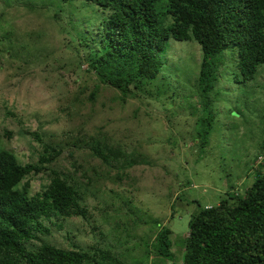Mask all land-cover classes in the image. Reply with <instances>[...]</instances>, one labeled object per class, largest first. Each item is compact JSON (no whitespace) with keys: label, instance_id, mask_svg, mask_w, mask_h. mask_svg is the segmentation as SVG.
<instances>
[{"label":"rangeland","instance_id":"rangeland-1","mask_svg":"<svg viewBox=\"0 0 264 264\" xmlns=\"http://www.w3.org/2000/svg\"><path fill=\"white\" fill-rule=\"evenodd\" d=\"M101 14L78 0H0V150L21 164L57 152L20 187L40 193L55 172L82 196L88 218L43 221L50 229L43 242L101 247L126 264H171L151 247L168 226L173 260L181 264L198 208L217 205L229 191L243 196L255 172H264V66L254 80L236 84V55L225 54L210 94L215 121L201 147L200 46L169 40L157 78L123 96L90 68L95 49L78 44V32L96 38ZM173 22L169 16L164 26ZM92 138L143 163L107 167L91 154Z\"/></svg>","mask_w":264,"mask_h":264},{"label":"trees","instance_id":"trees-1","mask_svg":"<svg viewBox=\"0 0 264 264\" xmlns=\"http://www.w3.org/2000/svg\"><path fill=\"white\" fill-rule=\"evenodd\" d=\"M78 1L103 12L96 38L78 32L79 47L84 43L88 52L95 49L87 59L90 68L103 86L123 96H136L157 78L169 40L192 39L200 46L201 147L215 121L210 94L225 54L236 55V84L254 80L264 66V0ZM169 16L174 22L164 26ZM88 99L94 102L95 94ZM90 144L91 154L107 167L114 168L119 162L123 167L143 163L123 159L119 149L109 148L101 139L92 138ZM57 156V152L44 150L37 164H21L13 152L0 150V264H126L101 247L91 252L42 241L41 237L50 235L43 221L88 218L79 190L55 172L40 193L29 195L20 187L25 176L42 171ZM254 175L243 196L229 191L217 205L199 207L190 217L181 264H264V172ZM170 234V228L162 226L151 247L155 256L180 264L173 260ZM33 242L40 243L37 249L30 248Z\"/></svg>","mask_w":264,"mask_h":264}]
</instances>
